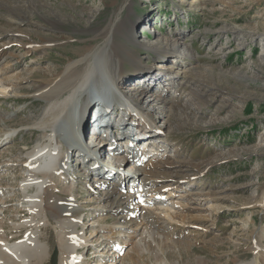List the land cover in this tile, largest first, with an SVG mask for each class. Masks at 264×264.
Here are the masks:
<instances>
[{
    "label": "rangeland",
    "instance_id": "1",
    "mask_svg": "<svg viewBox=\"0 0 264 264\" xmlns=\"http://www.w3.org/2000/svg\"><path fill=\"white\" fill-rule=\"evenodd\" d=\"M111 20L123 33L115 31L110 37L139 54L159 75L148 87L144 79L147 74H136V65L126 58V64L118 65L131 78L127 84L120 79L123 92L128 88L132 93L149 89L160 93L167 103L161 110H155L160 129L142 120L133 126L130 122L135 116L132 112H136L135 105L122 108L115 99L107 102L112 107L113 118L118 122L130 119L125 125L119 124L126 133L132 132L130 126L135 131L146 127L155 133L165 129L161 137L165 139L163 146L177 150L178 160L170 167L166 162L157 170L154 178L160 181L159 188L163 193H174L173 201L182 204L206 201L204 207H212V216L206 219L208 210L203 212L197 205L189 204L182 211L188 222L184 228L174 223L163 227L165 223L155 209L158 205L170 207L169 201L163 203L165 200L157 198L139 203L138 223L146 220V229L156 231L158 236L149 237L148 250L137 247L146 240L143 234L129 237L124 243L113 234L115 229L135 223L120 220L116 214L109 215L105 206L101 211L102 206L90 201L93 196L102 200V194L110 187L94 194L91 187L97 176L85 178L83 172L76 171L78 160L72 161L71 168L80 177L72 199L84 206L81 214L84 236L88 241H95L99 236L97 230L103 228L107 232L100 233L105 235L106 250L95 247L96 251L91 246V250H86L89 243L80 247L83 261L89 264H240L254 262L256 257L258 264H264V205L258 204L264 200V0H0V82L8 78L22 90L16 97L0 98V129H22L3 151V160L8 156L18 157L19 153L20 159H24L22 155L31 151L40 139L41 133L28 126L45 104L35 96L37 84L50 76L49 72L66 67L86 47H102L103 40L97 35ZM40 36L48 40L42 43ZM148 43L163 49L161 57L168 50L169 62L149 49ZM163 64L171 68H163ZM172 74H177V80H172ZM100 85L102 92L110 91L107 85ZM99 97L102 99L95 95L94 89L78 105L81 110L77 118L83 134L80 139L88 136L85 117L92 103L93 108L99 106ZM118 99L125 101L122 93ZM126 112L130 115L125 116ZM7 116L10 119L2 121ZM102 124L97 123L98 127ZM109 127L112 135L119 130L115 124ZM104 136L107 135L101 138L106 139ZM121 148L115 146L112 154L122 157L128 152L131 157L128 148L120 151ZM136 156L140 154L135 153ZM95 165L90 163L84 170L98 171L105 177L101 165ZM18 167L10 166L8 172L3 171L0 184L16 191L21 179V167ZM164 167L167 172L163 171ZM152 179L147 177L144 183ZM51 182L58 186L54 196L65 197L60 191L64 186L62 180L55 177ZM172 183L180 189L170 187ZM186 185L194 193L190 197ZM120 186L118 190L128 193L124 185ZM14 194L5 193L4 214L0 217H4L7 235L18 240L29 229L13 230L9 227L10 221H20L17 225L21 226V221L31 216L27 212L16 213L20 211V197H13ZM145 209H151L152 213ZM143 210L147 213L145 217ZM177 210L173 206L170 211L176 220ZM57 235L55 220L50 218L40 233L41 241L49 245L46 264H52L56 258ZM170 240L177 243L171 244ZM117 242L127 246L113 262L107 254L114 252L111 247ZM97 254L102 257H96Z\"/></svg>",
    "mask_w": 264,
    "mask_h": 264
},
{
    "label": "bare ground",
    "instance_id": "2",
    "mask_svg": "<svg viewBox=\"0 0 264 264\" xmlns=\"http://www.w3.org/2000/svg\"><path fill=\"white\" fill-rule=\"evenodd\" d=\"M113 23L114 20H111L110 24L103 30L101 29L102 31H100V34L97 35L101 36L100 38L103 40L102 47H86L77 54V58L71 59L66 67L60 71L56 70L55 72H49L51 75L43 78L41 83L37 84L35 87V96L43 100L45 104L35 120L33 122L31 121L28 126L33 128L29 129L40 132L41 136L33 149L22 155L25 157L24 159H20L19 155L21 154L19 153L18 157L8 156V158L3 160V158H5L3 151H6V148L14 142L16 133L22 131V129H0V159L2 158V161L0 160V174H2L3 171L8 172L10 166L21 167V179L17 184V192L8 185L5 186L0 184V215L4 214L2 206L6 203L5 193L7 195L15 192L13 197L15 195L20 197V201H18L20 211L16 213L27 212L28 215L31 216L29 219L22 220L20 223L21 226L17 225L20 221L16 223L9 220L11 223L9 227L13 230L29 229L25 236L18 240L7 235V230L5 228L6 224L4 223L5 221H3L4 217H0V264H46L48 256H50L48 252L49 245L47 242L43 243L41 241L40 233L46 228L50 218L55 220V226L58 230L55 242L56 246H54L56 258H53L52 264H89L83 261L84 255L79 253L80 247L88 243L87 250H91L90 246L94 247V250L96 249L95 247L107 249L104 242L105 235L100 234L107 233L103 228L97 230L99 235H97V240L88 241V238L86 239L83 231L85 226L81 225V214L84 206H79L78 203H76L77 200L74 201L72 199L75 184L80 177L77 176L73 168H71L73 167L71 162L79 160V158L80 160L86 158V160L84 162V167L79 165L80 163L76 161V171L79 173L83 172L85 178H88L87 176H97L93 181L95 186H90L94 194H98L97 191L99 190H105V187H110L109 191L107 190V192L105 191L102 194V200H100L101 198L99 199L91 196L92 198L90 201H94L99 204V206H102L99 208L101 211L106 207L109 215L116 214L117 218L120 220H129L135 223V225L128 223L126 226L115 229L113 234L122 239L124 243H126L129 237L137 238L141 237L143 234L146 240L139 242L137 247L148 250L146 243L148 239L150 240L149 237L155 234L158 236L156 231L146 229L145 219L143 223H140V220L138 223L136 215L139 213V203L145 204L157 198L165 200L163 203L169 201L168 204H170V207L163 208L158 205L155 209V212L157 211L156 214L161 216L165 223L163 227H167L174 223L177 224V227L184 228L188 222L182 215V211L185 210L189 204L197 205V209L203 212L208 210L209 212L206 219L212 216V207H204L207 203L206 201H204L203 204L197 203L196 201L182 204L179 201H173L176 199L174 193H163V189L159 188L160 181L158 182L157 178H154L157 170L162 168L166 162L170 167V165H173L178 160L177 150L172 147L163 146L162 141H165V139H161V137H163L162 134L166 133L165 129L155 133L146 127L141 128V131H135V128L130 126L129 130L132 129L131 131L133 133H123L121 131L122 126L119 124L125 125L130 119L118 122L113 119V116H109L111 110L110 112L107 111L108 123L101 122L105 126L115 124V126H119V130L117 129L113 135L110 131V137L104 136L106 139L101 138V134L97 135L99 130L92 131V134H90L91 136L89 135L88 137V143L86 137L85 139H83V137L80 139V135L83 136V134L77 118V116H79L77 112L81 110V107L78 105L88 99L90 92L94 89L95 95L101 96L105 103L115 99L116 102L122 105V108L130 104L135 105L136 112L133 113L135 116L132 117L130 122L133 126H137L139 120H142L141 122H148L160 129L155 110H161L167 103L163 98L161 99L160 93L155 94L149 89L141 90L139 93H132L128 88L123 92L122 88L119 86V81L121 82L122 80L127 84L130 82L131 78H127L125 69L121 71L118 65L126 64V58L132 60L136 65V74H147L144 79L148 82V87L152 85L153 81L157 79L159 75L153 71L154 67L148 65L145 59L141 58L139 54L119 44L114 37H110L115 31L123 33L122 29L113 26ZM129 32L132 31L129 30ZM47 40V37L40 36V41L42 43ZM148 44L149 49L154 50L159 58L169 62L168 50H166L163 57H161L163 49L158 47L157 44ZM175 47L177 48V45H175ZM178 52L181 53V51ZM174 54H176V52H174ZM163 65V68H171V65ZM171 77L172 80H177V74H172ZM11 83L12 82L9 81L8 78L0 82V98L16 97L22 93L20 88H17L16 85L14 86L12 85L13 83ZM100 83L107 85L110 91L108 93L102 92L100 90ZM121 93L125 101L118 99ZM93 106L94 103H92L90 106L91 108H89L91 111L94 110ZM169 107H171V105H169ZM94 115L93 112H89L88 110L85 120H92ZM127 115L130 114L126 112L125 116ZM90 117L91 119H89ZM9 119L10 117L7 116L4 117L2 121L6 122L5 120ZM98 121H95L96 126H98ZM109 129H111V127H109ZM119 136H126L123 140H120L123 141L122 145L120 141H118L120 147L130 148V158L127 155L128 153H125L122 157L113 155L115 157L111 158L109 149H107L106 145H117L118 143L114 142L115 140L113 141L112 139L118 138ZM142 140L145 141L143 144L150 143L154 146L159 145L157 157H147L140 154V157L133 158V142ZM121 150L123 151V149H120V151ZM90 163L92 166L96 164L95 167L101 165L104 171L102 173L105 174V177H102L98 171L86 172L84 169L87 168L88 164L90 166ZM166 168L167 167H164L163 171L167 172L168 170H166ZM89 169L90 167L87 170ZM55 177L62 180L64 185L61 187L60 191L62 195L65 194V197L63 196L61 199H57L54 196V192L58 186L51 182V179ZM147 177L149 180L151 178L153 179L151 182L144 183V179ZM120 184L125 186L128 193L123 194L118 190V187H121ZM172 185H174L175 190L176 188L177 190L180 189L175 183L170 184V187ZM186 186L188 187L189 185ZM184 188L186 187L184 186L182 189ZM189 188L190 186L186 190L188 197L194 194L191 190H188ZM147 197L151 198L147 199ZM258 204L264 205V200L260 201ZM173 206H177L179 209L177 210V214L179 215L177 220L171 216L170 211ZM96 210H98V207ZM145 210L152 213L151 209ZM146 211L142 213L144 217L147 216ZM193 225L197 224L193 223ZM143 226L145 227L141 232ZM128 233H130L131 236H129ZM171 242V244L177 243L176 241ZM124 243L121 245V243L117 242L111 247L114 252H109L107 254L112 258L111 261L115 262L116 259L120 257L122 250L124 252L127 246ZM254 254L255 256L258 255L255 249ZM96 257H102V255L97 254ZM174 264L186 263L174 262ZM200 264H203V262H200ZM240 264H258V260L255 257L254 262L251 261L249 263Z\"/></svg>",
    "mask_w": 264,
    "mask_h": 264
}]
</instances>
